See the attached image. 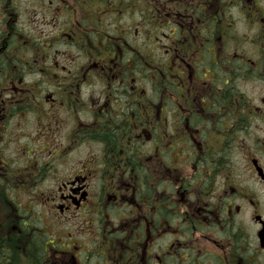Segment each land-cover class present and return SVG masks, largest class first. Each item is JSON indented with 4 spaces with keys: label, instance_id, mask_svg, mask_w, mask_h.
I'll return each instance as SVG.
<instances>
[{
    "label": "flooded vegetation",
    "instance_id": "obj_1",
    "mask_svg": "<svg viewBox=\"0 0 264 264\" xmlns=\"http://www.w3.org/2000/svg\"><path fill=\"white\" fill-rule=\"evenodd\" d=\"M0 264H264V0H0Z\"/></svg>",
    "mask_w": 264,
    "mask_h": 264
}]
</instances>
